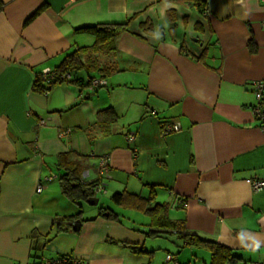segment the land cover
<instances>
[{
    "label": "crops",
    "instance_id": "obj_1",
    "mask_svg": "<svg viewBox=\"0 0 264 264\" xmlns=\"http://www.w3.org/2000/svg\"><path fill=\"white\" fill-rule=\"evenodd\" d=\"M1 1L0 264H32L55 220L79 208V229L52 236L37 251L42 261L62 254L87 264L149 263L120 243L147 249L150 223L122 218L110 198L121 191L169 203L185 232L264 264V187L251 186L264 180V119L251 87L264 83V0H203L202 12L192 0ZM128 20L115 51L101 56L118 67L105 85L32 89L37 73L94 42L74 28ZM106 107L118 119L100 128L96 112ZM168 121L179 129L163 135ZM102 156L108 174L94 196L111 205L73 202L61 176L100 181ZM101 206L119 219L99 215Z\"/></svg>",
    "mask_w": 264,
    "mask_h": 264
},
{
    "label": "trees",
    "instance_id": "obj_2",
    "mask_svg": "<svg viewBox=\"0 0 264 264\" xmlns=\"http://www.w3.org/2000/svg\"><path fill=\"white\" fill-rule=\"evenodd\" d=\"M193 6L199 11L205 9L203 0H192ZM3 3L0 0V10ZM40 10L37 9L33 15ZM32 15V16H33ZM128 21L122 23L100 22L95 24H86L74 28L76 33H85L94 37V42L91 45L77 46L66 53L58 65L50 69L46 79H43L41 72L37 73L32 85V89L38 92H46L54 85L71 82L79 83L81 88L89 86L94 78H105L111 73L118 70L114 62L107 59L103 60L102 55H107L115 51V40L119 33L127 29ZM249 50L255 51L256 47L252 40L249 41ZM86 74L87 79L84 80L79 73ZM261 112L264 114V98L260 102ZM264 117H259V119ZM118 119L112 107L99 109L96 112L95 121L100 128L108 127ZM93 182H82L76 173L67 172L61 176V189L65 195L70 197L73 202L79 203L80 200L87 201L91 196H94ZM111 200L123 208L139 210L149 218L147 229L142 230L143 234L148 238H154L161 235H173L182 240L183 245L192 247H203L209 251V264H237L241 261V257L231 248L212 240L200 237L196 233L185 232L183 230V220H172L169 216L170 205L167 202L152 203L151 199L141 197L126 191L114 192L111 195ZM81 214L80 208L77 213L70 216H64L55 220V225L51 235L42 237V242L39 248L31 255L32 264H74L73 258L68 255H57L42 261V257L37 251L47 243L50 238L61 231L71 230L72 225ZM99 215L108 219L118 220L119 215L108 207L101 206ZM35 235H33V238ZM39 236H37L38 238ZM120 243L130 249L131 252L137 255H147L151 251L145 249L137 243H128L120 241ZM37 260H40L37 262Z\"/></svg>",
    "mask_w": 264,
    "mask_h": 264
},
{
    "label": "rangeland",
    "instance_id": "obj_3",
    "mask_svg": "<svg viewBox=\"0 0 264 264\" xmlns=\"http://www.w3.org/2000/svg\"><path fill=\"white\" fill-rule=\"evenodd\" d=\"M96 197L101 201L103 200L101 195H97ZM102 202L109 205L111 201L106 198ZM119 210V212L123 215L122 218L128 222H132L137 225L139 224V226H141L140 223L148 221L147 216L139 210L129 208H122ZM169 214L170 217L173 216L172 211H170ZM146 246L147 250L151 251L150 254L146 255L145 260L149 262L146 264H175L173 261L166 260V254L168 253L178 258V264H209L210 254L207 249L203 247L185 246L183 245L182 240L173 235H161L154 238H148ZM237 264L249 263L240 261Z\"/></svg>",
    "mask_w": 264,
    "mask_h": 264
},
{
    "label": "built area",
    "instance_id": "obj_4",
    "mask_svg": "<svg viewBox=\"0 0 264 264\" xmlns=\"http://www.w3.org/2000/svg\"><path fill=\"white\" fill-rule=\"evenodd\" d=\"M50 69H46L43 70L41 72V76L43 79H46L47 74L49 73ZM106 84V79L105 78H94L91 80L88 89L90 90H95L96 88L103 86ZM251 87L254 89L255 91V95L257 98V101L260 103L262 100V97H264V83L260 82V81H254L253 83H251ZM257 115H259V117H264V114H262L261 112V108L260 106H257L255 109ZM44 121L41 120L40 123H43ZM162 133L163 135H166L168 133H171L173 131H177L179 129V124L177 122H173V121H168L166 122L163 127H162ZM65 132H68L65 131ZM135 139V136L133 134H130L127 136V140L129 142H133ZM108 161H107V157L106 156H102L99 160V164H98V173L100 176V181H95L93 183V192L94 194L98 193L99 191H102V189L104 188V186L102 185V178L106 177V175L108 174ZM52 177H44V180H50ZM251 186L253 190H258L261 187H264V180L261 179H255L251 181ZM42 188V184H39L36 188V192H40ZM173 259L172 255L167 254L166 255V260L169 261ZM74 264H87V262L85 260H81V259H73ZM43 264H48V262H44ZM256 264V263H255Z\"/></svg>",
    "mask_w": 264,
    "mask_h": 264
},
{
    "label": "water",
    "instance_id": "obj_5",
    "mask_svg": "<svg viewBox=\"0 0 264 264\" xmlns=\"http://www.w3.org/2000/svg\"><path fill=\"white\" fill-rule=\"evenodd\" d=\"M98 198L96 196H91L87 199V202L90 205H95L97 204ZM80 225V219H76L72 225L73 230H78Z\"/></svg>",
    "mask_w": 264,
    "mask_h": 264
}]
</instances>
